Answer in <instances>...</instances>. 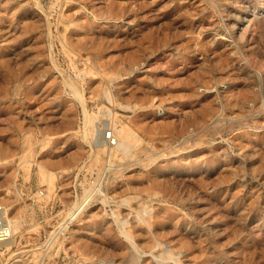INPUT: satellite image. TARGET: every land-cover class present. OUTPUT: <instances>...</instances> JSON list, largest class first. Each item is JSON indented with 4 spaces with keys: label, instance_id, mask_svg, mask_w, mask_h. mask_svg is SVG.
I'll list each match as a JSON object with an SVG mask.
<instances>
[{
    "label": "rangeland",
    "instance_id": "374dc122",
    "mask_svg": "<svg viewBox=\"0 0 264 264\" xmlns=\"http://www.w3.org/2000/svg\"><path fill=\"white\" fill-rule=\"evenodd\" d=\"M0 204V264H264V0H0Z\"/></svg>",
    "mask_w": 264,
    "mask_h": 264
},
{
    "label": "bare ground",
    "instance_id": "6f19581e",
    "mask_svg": "<svg viewBox=\"0 0 264 264\" xmlns=\"http://www.w3.org/2000/svg\"><path fill=\"white\" fill-rule=\"evenodd\" d=\"M71 84H73L71 82ZM74 90V88H72ZM76 93V92H75ZM80 93V92H79ZM78 95V94H76ZM79 96V95H78ZM82 98V97H81ZM90 117V116H89ZM91 120V119H90ZM90 123V122H89ZM92 123V122H91ZM91 125V124H90ZM87 126V125H86ZM88 130V129H87ZM90 135V134H89ZM135 135V133H132L129 129H123L121 132L119 131L117 133V147L122 149L123 151H126L128 150V147L130 146V142L133 138V136ZM113 143V142H112ZM130 151V150H128ZM130 153V152H129ZM77 209V208H76ZM11 228L12 230H15L18 228V221L17 220H14L12 221L11 223ZM12 241H8L6 243H4L5 245H8V244H11Z\"/></svg>",
    "mask_w": 264,
    "mask_h": 264
},
{
    "label": "built area",
    "instance_id": "2783aa9c",
    "mask_svg": "<svg viewBox=\"0 0 264 264\" xmlns=\"http://www.w3.org/2000/svg\"><path fill=\"white\" fill-rule=\"evenodd\" d=\"M13 230L7 219L5 208L0 204V245L12 239Z\"/></svg>",
    "mask_w": 264,
    "mask_h": 264
}]
</instances>
